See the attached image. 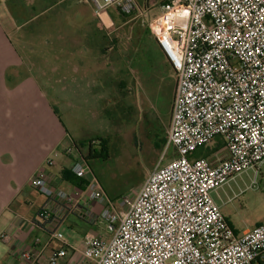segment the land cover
Returning a JSON list of instances; mask_svg holds the SVG:
<instances>
[{"label":"built area","instance_id":"2783aa9c","mask_svg":"<svg viewBox=\"0 0 264 264\" xmlns=\"http://www.w3.org/2000/svg\"><path fill=\"white\" fill-rule=\"evenodd\" d=\"M82 1L95 15L111 5L123 16L137 9L136 0ZM154 3L145 0L141 13ZM158 4L161 15L148 23V31L175 73L166 146L176 158L155 166L132 197L112 201L74 146L54 150L44 166L54 167L61 154L76 156L71 174L84 182L80 192L99 209L85 208L79 193L55 186L37 170L29 186L46 199L40 220L56 226L72 213L91 225L102 221L107 237H90L74 249L53 227L46 239L34 237L11 248L21 260L58 264L70 252L69 264H264V222L236 236L213 198L220 187L264 162V0ZM216 140L222 144L218 150L193 157ZM11 237L0 233L2 242ZM52 242L61 247L46 257Z\"/></svg>","mask_w":264,"mask_h":264},{"label":"crops","instance_id":"0c3cea01","mask_svg":"<svg viewBox=\"0 0 264 264\" xmlns=\"http://www.w3.org/2000/svg\"><path fill=\"white\" fill-rule=\"evenodd\" d=\"M106 22L103 12L95 15L82 0H0V233L12 236L9 243L0 241V264H32L11 248L28 245L34 237L44 240L53 227L59 231L64 225H91L72 213L64 214L56 226L40 220L44 200L21 195L24 188L33 190L29 179L37 170H44L55 186L79 193L85 208L94 213L99 209L64 179L70 158L61 154L51 168L44 161L75 142L92 140L96 150L105 121L129 89L121 36L111 26L107 30ZM154 52L175 77L156 43ZM112 116L108 120L114 128ZM81 150L88 152V144ZM60 247L52 242L44 255Z\"/></svg>","mask_w":264,"mask_h":264},{"label":"rangeland","instance_id":"374dc122","mask_svg":"<svg viewBox=\"0 0 264 264\" xmlns=\"http://www.w3.org/2000/svg\"><path fill=\"white\" fill-rule=\"evenodd\" d=\"M136 1V12L131 15H121L115 5L103 12L108 21L107 30L111 26L121 36V55L129 63L128 73L123 74L129 89L122 95L120 108L116 107L115 112L108 116L111 119V115H114L115 126L111 128L107 119L100 138L107 157L98 156L88 160L91 171L112 201L123 196L132 197L155 166L176 158L174 148L166 146L175 77L160 64L154 52V39L148 31V23L161 15L159 0H150L155 2L154 5L143 13L145 0ZM57 99L64 101V98ZM59 109L61 120L65 123V113L61 107ZM212 147L213 144L199 148L195 157ZM95 149L99 152L101 147L96 146ZM82 154L86 156L87 152L83 150ZM254 179L256 185L251 187ZM263 186L264 162L257 171L249 169L237 175L213 194L236 236L264 222ZM21 195L31 200H34L33 197L42 198L46 202L43 196L30 188H24ZM78 224L76 228L64 225L59 229L74 249H81L90 237H107L102 221L94 225ZM70 257L69 252L61 264Z\"/></svg>","mask_w":264,"mask_h":264},{"label":"trees","instance_id":"16d2710c","mask_svg":"<svg viewBox=\"0 0 264 264\" xmlns=\"http://www.w3.org/2000/svg\"><path fill=\"white\" fill-rule=\"evenodd\" d=\"M98 141H100V151H96L94 149H92V140H89L87 142H75L74 143V149H75V155H79L81 157H83L86 161H88L89 159H92V158H97L98 156H101L102 158H106V154H105V151L106 149L104 148V143L101 139H98ZM88 144V152H87V155L86 156H83L82 154V150H81V147H84ZM220 147H222V144L221 142L218 140L216 141L214 144H213V147L212 148H207L205 150V152L202 154V155H199L198 157H206L208 156L209 154L215 152L216 150H218ZM197 153L195 152L193 154V157H195ZM197 156L195 158H198ZM77 157H72L70 158V167L73 163V161L76 159ZM70 169V168H69ZM67 170V172L64 175V179L69 182L70 184L78 187L77 189H83L84 187V182L79 180L78 178L74 177L72 174H71V171L70 170Z\"/></svg>","mask_w":264,"mask_h":264}]
</instances>
